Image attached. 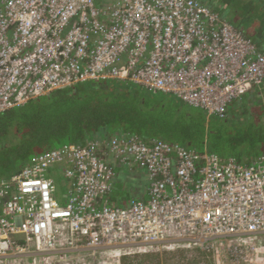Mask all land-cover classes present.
<instances>
[{"label":"built area","instance_id":"2783aa9c","mask_svg":"<svg viewBox=\"0 0 264 264\" xmlns=\"http://www.w3.org/2000/svg\"><path fill=\"white\" fill-rule=\"evenodd\" d=\"M105 79L224 116L264 88V53L198 0L1 1L0 114ZM105 154L148 172V200L110 205L115 172ZM49 170L72 181L63 204ZM224 245L237 258L264 250V155L243 164L113 137L106 147L92 140L46 151L0 181V264H122L155 248Z\"/></svg>","mask_w":264,"mask_h":264},{"label":"trees","instance_id":"16d2710c","mask_svg":"<svg viewBox=\"0 0 264 264\" xmlns=\"http://www.w3.org/2000/svg\"><path fill=\"white\" fill-rule=\"evenodd\" d=\"M1 1L3 0H0V4ZM198 1L209 7L203 0ZM243 2L246 5L250 2L252 8L257 5L260 7L259 11H262V13L259 12L258 16L260 18L257 20L264 24V0H243ZM209 8L222 19L230 22L226 13ZM250 16H252L251 10L246 17L249 18ZM230 23L249 37L257 45V48L264 53L263 31L259 30L258 34L253 33V35H250L241 23ZM255 24L258 25L259 22ZM249 95L250 97L244 96L233 101L228 106L224 116L216 117L227 118L233 111L238 113L240 109H244L248 104L250 106L247 112L253 115V120L256 121L253 122L256 130L264 133V88L256 89ZM166 96L173 99H166ZM181 103L185 102L176 95L150 91L143 86L115 79L79 83L64 90L33 99L23 106L0 114L1 156L9 161L10 165H17L15 170L10 172L7 177L1 178L0 181L19 173L34 158L46 151L68 144L86 145L92 140H99L106 147L113 137L134 136L147 143L158 140L199 152L196 149L164 140V135L168 133L164 132L162 112L169 107L175 113H178L177 108L181 106ZM253 104H256V106ZM173 120L176 123L179 121L175 118ZM261 136L259 138L263 139L264 134H261ZM263 155L264 152L254 156V158ZM101 157L113 168L115 175H117L116 165L121 163L108 154ZM252 158L244 162L232 156L229 159H234L243 164H250ZM136 166L145 170L143 167ZM123 167L128 172L134 170L132 166L127 167L124 165ZM63 178L68 189V193L65 195L66 201L72 181L64 176ZM113 191L114 186L109 196ZM133 200L139 199H132L126 205L112 206H128ZM151 257H154L153 259L159 258V256ZM137 258L138 256H125L122 263L134 264V260ZM150 258L148 256L142 259L147 260ZM183 264H199V262L193 260Z\"/></svg>","mask_w":264,"mask_h":264},{"label":"rangeland","instance_id":"374dc122","mask_svg":"<svg viewBox=\"0 0 264 264\" xmlns=\"http://www.w3.org/2000/svg\"><path fill=\"white\" fill-rule=\"evenodd\" d=\"M203 1L212 9L226 13L230 22L234 24L241 23L250 35H253V33L258 34L259 30L264 32V24L257 20L260 18L258 16L259 12L262 13V11H259L260 7L258 5L252 8L250 2L246 5L243 0ZM250 10L252 16L247 18L246 15L249 14ZM257 22H259L258 25L255 24ZM245 97H250V95L247 94ZM168 98L173 99L166 96V99ZM180 105L177 108L178 113H175L169 107L162 112L164 132L168 133L164 135L165 141L178 143L199 152H212L223 159H229L232 156L242 162L264 152V141H262L264 138H259L264 133L256 130L253 123L256 121L253 120V115L247 112L250 105L247 104L238 113L233 111L227 118L223 119L209 116L201 108H193L185 103ZM253 105L256 106V104ZM173 118L179 119L178 123ZM1 155L2 153L0 154V179L7 177L10 172L17 168V165H10L9 161ZM49 174L56 180V198L63 204L65 195L68 193L67 183L62 174L56 173L57 175H54V170H49ZM143 174L144 170L134 167L133 171L127 172L126 177L131 183L145 182ZM123 187L121 183L117 184L115 193H124ZM129 256H138L134 260V264H183L193 260H197L199 264H264V250L255 252L251 249H245L237 258L226 245L219 249L214 248L204 252L198 248H179L177 250L155 248L149 253H136ZM148 256L149 258L150 256H159V258L142 259ZM109 263L114 264V261L110 260Z\"/></svg>","mask_w":264,"mask_h":264},{"label":"crops","instance_id":"0c3cea01","mask_svg":"<svg viewBox=\"0 0 264 264\" xmlns=\"http://www.w3.org/2000/svg\"><path fill=\"white\" fill-rule=\"evenodd\" d=\"M256 159L257 157H255L254 159L252 158L251 160L254 161ZM116 166H117V175H115L113 182L114 191L108 198L111 205H126L132 199H139L143 201L148 200V189H149L148 172L144 170L143 176L145 178V182L137 181L135 183H131L128 181L126 177L128 170L123 167L124 165L118 163ZM132 167H137V166L132 165ZM120 183L124 186L123 187L124 193L116 194L115 187L117 184Z\"/></svg>","mask_w":264,"mask_h":264}]
</instances>
